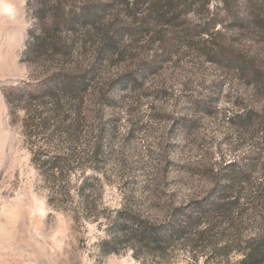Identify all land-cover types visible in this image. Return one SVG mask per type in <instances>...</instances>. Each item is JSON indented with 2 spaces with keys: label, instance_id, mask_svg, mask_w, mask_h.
<instances>
[{
  "label": "rangeland",
  "instance_id": "obj_1",
  "mask_svg": "<svg viewBox=\"0 0 264 264\" xmlns=\"http://www.w3.org/2000/svg\"><path fill=\"white\" fill-rule=\"evenodd\" d=\"M29 1L23 3L27 28L0 22V264H240L245 241L264 231V134L236 133L224 115L255 107L264 126V95L222 62H210V50L180 45L174 28L135 15L131 6V17L125 16L126 5L118 1L96 28L61 34L73 54L69 63L59 57L29 63L23 56L34 28ZM61 66L90 78L91 89L80 113L70 104L59 110V118L67 116L64 126L79 123L78 137L71 140L64 130L46 140L45 150L68 154L76 170L64 172L59 184L68 183L70 196L55 194L50 203L53 185L31 160L24 113L10 116L3 91ZM121 79L133 84L115 89ZM102 88L111 104H97ZM198 103L208 104L209 112H195ZM230 162L257 166L249 185L234 193L239 200L229 217L206 224L211 246L180 242L140 259L129 249L101 254L111 211L125 205L164 222L173 207L210 197L215 170ZM91 177L101 189L83 208L74 186Z\"/></svg>",
  "mask_w": 264,
  "mask_h": 264
},
{
  "label": "trees",
  "instance_id": "obj_2",
  "mask_svg": "<svg viewBox=\"0 0 264 264\" xmlns=\"http://www.w3.org/2000/svg\"><path fill=\"white\" fill-rule=\"evenodd\" d=\"M116 1L119 6L126 5L123 13L127 17L132 15L131 6L135 15L145 14L156 25L174 28L172 31L178 35L180 45L195 47L205 53L210 50L215 56L210 62H222L235 71L254 93L264 95V0H218L215 5L213 0H30L34 28L29 31L23 53L25 61L34 63L59 57L69 63L73 54L61 34L96 28L98 23L110 17ZM89 79L61 66L35 83H20L3 91L10 116L19 110L24 113L23 135L30 144L35 168L48 184H58V191L49 187L50 203L55 194L70 196L68 183L59 184L64 172L69 174L76 170L71 167L68 154L46 151V140L51 135L61 136L64 130L67 138L78 137L79 123L64 126L67 116L59 118L62 116L59 110L70 104L72 113L81 112L83 100L91 89ZM130 84H133L132 80L121 79L115 89L125 91ZM107 90L102 88L96 93L97 104H111ZM198 104L195 112H209L208 104ZM258 113L255 107L239 106L238 110L225 114L224 120L236 133L264 134ZM184 122L179 124L184 126ZM97 133L100 135L101 132ZM99 145L102 147L101 140ZM91 148V153L96 155L99 146ZM262 149L264 151V145ZM256 166V163L245 164L242 168L230 162L215 170L212 195L189 206L173 207L164 222H153L125 205L111 211L105 217L107 236L98 244L101 254H117L129 249L135 259H140L145 255L161 256L180 242L209 244L212 230L206 224L213 218L229 217L239 200V195L234 193L249 185ZM99 183L97 177H91L74 186L83 208H86L89 197L101 189ZM242 252L240 264H264V231L247 239Z\"/></svg>",
  "mask_w": 264,
  "mask_h": 264
},
{
  "label": "clouds",
  "instance_id": "obj_3",
  "mask_svg": "<svg viewBox=\"0 0 264 264\" xmlns=\"http://www.w3.org/2000/svg\"><path fill=\"white\" fill-rule=\"evenodd\" d=\"M24 0H0V22L15 25L23 23V27L27 28L24 22Z\"/></svg>",
  "mask_w": 264,
  "mask_h": 264
}]
</instances>
